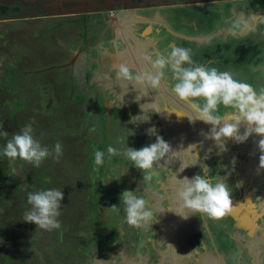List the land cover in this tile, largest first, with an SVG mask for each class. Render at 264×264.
<instances>
[{"label":"rangeland","instance_id":"rangeland-1","mask_svg":"<svg viewBox=\"0 0 264 264\" xmlns=\"http://www.w3.org/2000/svg\"><path fill=\"white\" fill-rule=\"evenodd\" d=\"M3 1L5 3H12L14 1L13 2L14 5L18 1H21V4L18 3L17 5L19 6L22 5L25 10L24 11L21 10V13L19 14L10 13L8 14L9 17L2 18L4 20L0 19V22L3 21V24L9 23L7 25L11 26L10 27L11 30L21 29L23 28V26L29 24L30 28L26 31V35L29 36V39H28L29 46L34 50L36 54L43 56V53L41 51V48H42L41 43L40 42L35 43L33 41V38L38 34L36 27H39L42 23L34 24V22L36 21V18L39 19L40 21H43L46 18L40 19V17H33V18H25V17H31L28 15L33 14L32 11H28L27 9H34L35 11L37 10L38 12H45L44 10L46 9V4L42 0H3ZM77 1L82 2L85 0H77ZM93 1H96V0H90V4H92ZM99 1L102 2L104 0H99ZM47 14L48 13H46V15ZM14 18L18 20L19 22H23L25 24L23 26L18 25L16 28V26L12 25V21H14ZM22 18H25V19H22ZM7 33L8 31L6 30H4V32L3 31L0 32V40L3 42V45H4L3 47L4 50H2L3 55L5 56L3 62L6 59H9V55L12 53H15L14 51L18 48L14 45V43L10 44V41H12V37L7 36L6 38L5 34ZM21 33H22L21 31L13 32L14 35H19ZM7 41H9V44H7ZM21 44L22 46H24V43H21ZM69 46H71V44H69ZM262 46L264 48L263 44L260 45V47ZM73 53L75 52L73 51ZM28 60H29V57L27 58L24 57V61L22 60L20 64V65H24V67L27 65V69H21L22 76L20 78L22 79V83L20 85V92L18 94V96L25 95L27 99L25 101H28V99L35 98L34 96H31V95H34V93H31V95L28 93V86L30 85L28 84V80H30L34 84L37 83V81L40 82L42 89L43 87L46 86L48 81L51 80L49 77H47V75L46 77H43L42 79H39V80L36 79V75L40 73H45V72L36 73V71L41 70L43 67L47 68L50 65V61L47 63H43V61H41L40 65H42V67H40L38 63H36L37 62L36 60L34 61H28ZM3 62H0V63H3ZM29 63H33L32 68L34 70L28 71L30 67ZM71 64L72 63H68V66ZM67 67H64L63 70H65V72L68 73V76L70 78V72H71L70 69L72 68L70 67V69L69 68L65 69ZM49 70H46V72ZM0 79L6 80V76L4 75L1 65H0ZM10 95L11 94H8V91L6 90H3L2 93L0 91V111L7 109V107L9 106V104H7L8 101H14L15 97L14 96L10 97ZM36 96H38L37 98L38 101L35 102V100H33L35 105L36 104L38 106L43 105V107H50V106L54 107L53 105H55L58 100L57 94L53 93L52 91L50 92V90L45 91L43 89V91L39 92L38 94L36 93ZM132 96L134 95L129 93L128 102H127L128 105L134 101V98H132ZM146 97H149V96H146ZM62 99H65V96H63ZM151 99L153 100V98ZM143 100L147 101L148 103H152V101L149 99L147 100L143 99ZM20 101H22L23 103L25 102L23 99H20ZM145 101L144 103H146ZM111 102L115 103V100L112 98ZM64 105H66V107L69 106L67 104H64ZM68 108L72 110V108L70 107ZM152 108H155V107H152ZM73 112L75 113L76 111L74 110ZM137 112H138V109L135 110L134 113H132L131 115L132 116L139 115L140 113H137ZM173 112L181 113L176 108L173 109ZM228 112H229L228 109H226L225 114H227ZM25 114L24 116L23 115L18 116L17 120L13 124L6 125V127L4 126L3 122L0 121V133H7V135L0 134V137L6 140V142H3L4 147L6 146L7 141L11 139V137L14 134H17L21 131L23 127V123H25V127L27 126L32 129L33 137L39 142H41V139L50 131L47 115H42L41 119L39 120H37L36 118L32 120H27V117L25 116ZM173 114L174 116H176V118L178 117L175 113ZM6 115L8 116V112H6ZM156 115H158L159 118H161L162 116V114L158 113L157 110H156ZM185 115H187V113H185ZM163 119L164 120H161L162 123L160 124L161 128L158 132H156V135L163 137V139L167 143H169L171 149H173L174 145L177 144V137H178V133L175 130L181 129L183 125L181 126V123H179L178 121H174L176 122L174 124L171 121V123L169 122L167 126L166 124H164V121H167L166 118L163 117ZM137 123H139V121H137ZM132 128H133L131 129L132 132L136 133V135L137 134L139 135L140 133V130H138L139 126L136 124H132ZM54 132H55V129H54ZM133 136L135 135L133 134ZM136 138L133 139V148H137L139 150L140 145H138L139 141L136 142ZM258 139L259 138L255 136L253 138H249L248 141L245 142L246 144L236 143V145H233L232 147H229V148L227 147L229 151L227 150L224 153H220L219 148H217L215 146V143L211 140L204 139L202 141L197 142L198 145L200 146L199 151L197 152L198 157H199V162L207 165L208 168L210 167L209 168L211 169L210 177H211V173H213V167L216 166L218 169H221L219 170L217 177L213 178V181L216 182L218 180L223 179L224 182L227 183V185L230 181H233L235 183L237 182V184L239 185L240 190L242 191L241 197H239L238 195L237 188H234L233 190H231L230 186L228 185L230 196L232 199V207H231L232 211H230L227 214V216H231L232 212L234 213V212L241 211L242 215L244 213L243 215L244 217L242 218L241 223H242V227L245 228V230L248 233L247 237L239 236L237 238L238 239L237 240L238 246H236L237 250L233 253L232 256L228 254L226 255L225 253H223L222 255L220 254L221 251H219L218 254L213 252L212 247L217 245L218 239L215 235L212 236V238L208 239V241L209 240L210 241L206 245L207 250H204L202 252L200 251L201 255L199 259L203 261L204 264H264V253L263 251H261V249H264V235L258 236V233H257L259 230H261V232L264 234V194H263V199L258 198L260 201H257L258 199H256L255 201V198L252 195L254 191L252 187L256 186L255 179L260 178L261 176H262L261 178H264V170H261L259 173L257 171L259 167V156H260V153L257 149ZM151 140H150V144L155 143L156 136L153 135ZM205 140H206V143H208V147H206L204 143ZM83 142H84L83 139L75 140V143L78 146H80L79 144H82ZM80 148L84 151L85 154L87 153V151H90L88 147H80ZM209 149H211L210 153H209ZM174 152H175V155H172L170 153L164 159L166 160L168 159L169 161L173 162L172 163L173 166L171 167L179 168L180 170L179 169L178 170L182 172L183 178L187 177L191 179L192 177L197 175L198 172H200L199 169L201 168L199 165L193 166V168L192 166L186 169L181 168V163H183L184 165H187L189 163H196L195 162L196 159L194 157L193 151L192 152L185 151L186 154L180 151H174ZM205 156H208V159L205 160L204 159ZM233 160H235L234 164H233ZM248 162L250 164H253L254 166L248 165ZM20 163L21 161L17 159L15 164H10L8 158L0 154V167L4 171L6 182L12 183V186L8 189L9 193L12 192V194H10L12 196L10 198V201H12V198L14 200L12 203V205H14L13 215H12V212H8L6 214V211L2 209L4 208L5 205L4 204L0 205V219L2 218L4 219V217L7 216L8 217L7 225L8 224L13 225L10 222L11 217L15 221L17 220V218L19 220L21 218L22 220V224L14 225L15 232L11 234L10 237L6 236V234L2 230V225H0V264L7 263L8 259L5 257L6 254L12 257L13 264L14 263L16 264L15 262L16 256L24 258L27 261L26 263L43 264L40 261V259L43 258V255H42V252L40 253L39 249L42 248L44 244H42V242L40 241V238H43L45 234H47L46 238H49V237L51 238L52 235L50 231L37 230V226L35 224L26 223L23 221L24 212L27 209H29L30 206L28 208V205L25 202V199L23 200L22 195H24V198H26V201H27V192L34 191V190H30L31 186L36 185L39 188H45V187H42L44 185L43 183L44 180L42 179L39 181H34L30 177H26V174L25 172L23 173V170L24 171L27 170L26 166L28 163H25L22 165H20ZM159 163L160 161L158 162V164ZM237 163H239V166H237ZM157 165H155L154 169L151 171L154 176L151 179L150 186L146 189L147 191L140 194L144 196V198L147 200L150 207L152 206L155 209V213L152 217V220H154L152 223L154 225L152 224L150 225V228L152 227H155V228H152L153 230L151 232L144 234L143 244L139 245V244H133L130 242L129 243L130 250L128 252L129 254L122 252L125 249L124 244L116 249L117 254H114L112 250L111 251L108 250L107 252L109 256L111 257L109 260H112V264H121V262L124 260L134 263V264H158L156 261H154L155 260L154 258L152 259V256L159 257V264H185V262H187L186 257L188 256L187 258H189V256L193 255V253L195 252V251H192L193 247L195 246V244H198L197 241H193L194 232L198 231L200 228L203 230L206 229L211 233L213 232V230L211 229L212 222L215 223V221L208 219L210 222H208L207 220L206 225L199 226V224L194 222L195 221L193 218L194 215L190 216L188 219H183L182 217L175 214L177 210L176 209L174 210L172 205H170L169 207L167 206L164 207V205L162 206V201L163 200L166 201L167 195L169 194L171 196V193L172 195L174 194L173 188H172L173 184L171 183L173 176H170L169 174V181L167 180V177H165V179L163 180L162 173H160L161 168L158 170ZM247 165H248V170L246 169ZM31 166L32 165L30 164L29 167ZM191 168H192L191 173L186 174V172L189 171V169ZM197 168H198V172H196ZM157 171L159 172L157 173ZM84 173L85 172L79 171V168L77 166L72 165L71 169L64 171V174H61L62 179L67 186H69V183L73 184L74 182L78 184V187H77L78 190L75 192V195L79 194L81 198H87L90 194V188H86L85 185L83 184V181L81 180V177ZM64 175L68 178H66ZM174 176L176 175L174 174ZM178 179H182V178L180 177ZM157 182L160 184V186ZM167 182H170V184L167 185ZM130 184L131 186L135 185L134 182H131ZM13 185L15 186L13 187ZM23 186H27L26 190L24 189ZM126 186L128 187V191H132V189L134 188V187H130V185H126ZM167 186H170V187H167ZM17 194H19V196H16ZM2 195L3 194L0 193V197H2ZM71 196L73 197L75 202H78L77 199L74 197L73 193L71 194ZM157 199L159 200L158 203H156V201H158ZM169 210H171L172 212H169ZM18 211L20 212L19 214L21 215V217L15 216ZM173 214L178 217V219H176L175 222H171L172 226L175 227V229L177 230L176 233L172 234L169 232V230L171 229L170 226H169L170 229H168L167 232L161 231L160 226L162 225L161 223H163L164 221L161 222L160 217L162 215H165L164 223H167V221L170 219V217ZM124 216L125 214L124 215L122 214V221L124 222L123 224H127L125 222ZM204 219L206 218L202 217V220ZM78 223H79L78 226L81 227L80 221ZM157 223L159 225H157ZM132 228H135V227H132ZM121 229L123 228L121 227ZM136 229L137 228H135L134 230L132 229V232L134 233ZM125 232L126 234H128L130 231L125 230ZM250 233L251 235L249 236ZM53 235L56 237V234H53ZM71 236H72V233L69 237L65 238V240H63L62 242L58 243L57 241V242H54L53 245L49 242V246L47 250L48 257L46 259V261H49V262H47V264H62L63 262H66L67 259H71L73 261V264H77L71 258L72 256H70V254L69 256L68 254L66 255V253H68V249L76 248L75 242L77 240H75V242L72 241ZM126 237L127 235H123L122 233L121 238H123L124 241H126ZM255 237H257L256 240H258V242L262 244H258L256 243V241H254L253 243L250 241V238L254 239ZM92 240L94 242L96 239H92ZM166 240H167L169 249L165 248V249H162L161 251L160 247H162L163 242L164 241L166 242ZM45 241L46 239L44 240V242ZM7 242H11L13 245L9 247ZM71 243H73L75 247L71 246L70 248ZM158 244L160 245L159 249H158ZM144 246L146 247V250ZM156 249L158 251H156ZM217 249L219 250L218 246H217ZM224 251L228 252L227 250H224ZM81 253H82V250H81ZM86 256L87 257H85L84 259H82V256H81L82 260L79 261L78 264H84V263L85 264H95V258L97 260H104L103 252L98 251L95 243L93 244L90 243V254ZM105 260H108V259H105ZM196 262L198 263V261Z\"/></svg>","mask_w":264,"mask_h":264},{"label":"flooded vegetation","instance_id":"flooded-vegetation-1","mask_svg":"<svg viewBox=\"0 0 264 264\" xmlns=\"http://www.w3.org/2000/svg\"><path fill=\"white\" fill-rule=\"evenodd\" d=\"M1 1L3 3H5L3 0H1ZM13 2L12 3H6V4L14 5ZM69 5L70 4H68V6ZM69 7H71V6H69ZM24 10L25 9L23 8L22 11H24ZM44 11H47V10H44ZM48 11H49V9H48ZM32 12L34 15H32L31 17L45 15L46 13H48L46 16H50L49 15L50 12H38L37 10L32 11ZM25 18H28V17H25ZM25 18H22V19H25ZM58 19H60L61 23H67V21H68L67 18H63V17L57 18L56 20H54V18H53L52 22L48 23V21H45V22H42V24L39 27H36V29L38 31V36H39V38H37V39L41 40V42L40 41H38V42L41 43L43 50H47V53L43 54V56L45 58L41 55L40 56H36V55L34 56L33 49L28 45L29 44L28 43L29 36L26 35V31L30 28V25H28V27H25L22 30H20L22 33L19 35L8 34L11 32H8L7 34H5L6 38H7V36L12 37V41H10V44L14 43V45L16 47H18L14 52L19 53V56L22 55L21 57L17 58V57H12V56H14L15 53L10 54V57L19 61L18 63L12 61L13 67L23 66L20 64H21L22 60L24 61V57L30 58L31 56H34L35 60H37L36 63H38V65L40 67H42V65H40L41 61H43V63H47L50 61V65L47 68L43 67L41 70L36 71V73L37 72L47 73L49 71L56 70L58 66H61L65 62H67V61L69 62L70 60H72L70 58L72 57L73 50L71 49V46H69V44H71L70 39L73 37V34L76 37L77 32L76 31L72 32L69 28H66L63 25L59 26L58 23H56V21H58ZM1 20H4V19H1ZM10 27H11L10 25H8V26L4 25L3 21L0 22V32L1 31L4 32V30L9 29ZM75 37H73V39H75ZM257 39H258V41L253 42L252 48L255 44H257V45H255L254 48L259 49V47L261 45V41L264 40V36H259ZM74 41L77 42V40H74ZM21 43H24V46H22ZM7 44H9V41H7ZM16 44H18V45H16ZM3 47H4L3 42L0 40V50H4ZM227 51H231V48H228ZM252 51H253V49H252ZM252 56H254V55H252ZM46 59H47V61H46ZM3 60H4V57L2 56V54L0 52V62H3ZM16 60H14V61H16ZM84 60H86V58L80 57L77 60V62L75 63V65L71 66V68H73V69L75 68L76 79H78L80 81V83L75 87V89H70V84H69V81H66L65 73L58 74V77L56 78V80L54 78H50L51 80H49L48 83L46 84V85H52L54 83L56 88L60 89L59 94L57 95V97L60 100V103L67 104V105H69L68 107L72 108V110H70L68 107H66V105H64L65 111L70 110L71 113L74 114V118L70 122L65 121V119H62V122L66 123V124H69V123L71 124L72 122H74L75 126H76V131H74V132H68L64 128H61V129L53 128V130H52V128L49 129L50 131L44 136V138L46 139L48 137H51V139H54V140L56 139L57 142L62 145V154L59 155L58 157H56L55 152L52 151L53 155L49 156L48 158L45 159L46 161L41 164L40 169L36 172V175H35L36 180L38 178H41V179L45 178L46 180L51 181L50 184L48 185V189L55 188V189H59V190L63 191L64 199L61 201V208L59 210L60 216L58 217V220L61 224V227L58 229V231L56 233V237H59V242H62V239L65 240V238H67L71 235V233H72L71 231L74 232L77 229V226L79 225V223H78L79 221H80L81 229H83L82 227H90V212H89V208L87 207V204H90V195L87 197L88 198L87 202H84V203H82L81 201L75 202L73 197L71 196V194L73 193V195L76 199H78V197H80V195L79 194L75 195L74 190H73L74 187H72L71 183H69V186H67L64 183L62 176H61V174H64V171L71 169L72 165L77 166L79 168V171H81V172H83L85 170V173L82 175L81 180L83 181L85 179H88L89 182L85 183V185H88L90 183V176L93 177L92 171L90 173V170H91V167H90V157H91L90 151H95V148H93V147L98 145V144H102V150L105 153L106 163L104 164L105 165V168H104L105 177L100 176L99 181L101 182V184L99 186H100V189L101 188L105 189L104 192H105L107 200L112 201V199H115L113 204H111L109 202L108 208L105 210L106 216H107V214L111 215V213L113 214V212H114V215H116L118 217L119 222H122V224H123L124 222L122 221V214L124 215V213H123V205L121 203L120 197H121L122 192H124L125 190L128 191V187L126 185H130V187H134L132 189V191H136L137 194L140 195L141 193L147 191L146 189L150 186L151 179L154 176L153 173L151 172V173H149V178L143 180V178H144L143 172L141 170L133 167V164L131 161H130V164L126 163L127 158L122 154L124 151L125 145H127V147H129V148H133V139L136 138V136H137L136 142L139 141L138 145H140V148L147 146V145H145V143L147 141H148V143H150V140L152 139L151 136H149L147 134V130L154 127L156 129V132H158L161 128L158 120L159 119L164 120L163 117H165L167 120V121H164V124H166L167 126H168L169 122L171 123V121L173 124L176 123L174 121H178L179 123H181V125H182V123L184 126L187 125L186 127H188V124H190V122H192L187 117H177L176 118V116H174V114L172 113L174 108H176L179 111H182L181 112L182 114H185L187 112L184 110V107H185L184 105H183L184 107H182V106L178 107L177 104L171 99V97L169 96V94L171 95L170 91L166 92V91L156 90L153 94L156 96L157 99L155 98L154 100H152L151 104H152V107H154L153 105L155 103L157 105V107L152 108V112L149 113V116H151V119L149 122L143 123V124H138V126H139L138 130H140V133H139V135L138 134L136 135V133L132 132V130H131V129H133L132 124L129 123V121L132 117L131 114L134 113L135 110L138 109L137 113H140L139 115L142 114L140 112V109H139V104L144 103L145 100H143V99H145V97L141 98V101L139 103H137V102H135V97L132 96V98H134V101L131 102L127 107H125V106H110V107H108L106 105L107 99L110 98V96H111L110 94H112L111 92H113V90L115 91L117 86L113 87L112 91L107 89V92H103L104 90L100 89L97 92L90 93V90H87L85 85H84L86 78L82 76L83 70L80 66L81 63H84ZM4 65L5 64L2 65V69H3ZM29 65H30V67H29L28 71L34 70L32 68L33 63H29ZM222 66H224L225 68L227 67L229 69V71H231L232 69L235 68V67H232L231 65H229L228 63L227 64L223 63ZM25 69H27V65L25 66ZM49 69H51V70H49ZM62 69H64V68H62ZM35 70H37V69H35ZM46 70H49V71L46 72ZM235 70H238V69H235ZM238 71H239L238 74H241V76H244V78H247V79L253 78V76H249L250 72L248 73L246 71H241V70H238ZM42 74L43 73H40V74H38V76L42 75ZM4 75L7 77V71L6 72L4 71ZM78 75H79V77H78ZM236 77H238V76H236ZM236 77H234V78H236ZM260 78L261 79H259V82L264 83V77L261 76ZM68 80H69V78H68ZM5 81L6 80L0 79V83H4ZM87 81H89L88 83L90 84L89 78H87ZM37 83L39 84V86H41L40 82L37 81ZM255 88H256V90H258L260 88V86L256 85ZM0 89H1L0 90L1 93L3 92V90L7 91V89H2L1 85H0ZM129 93L134 94L136 92H132L129 90L128 94L125 95V98L128 99ZM103 95L107 96V98L104 99ZM11 96H13V95H10V97ZM63 96H65V99H62ZM70 96L73 99H71ZM80 96L83 98L85 97L87 100H85L83 102H79L77 100L78 99L77 97H80ZM174 98L177 100L176 97H174ZM28 102H29V99H28V101H25L23 104L27 105ZM145 102H147V101H145ZM7 104H9V106L7 107L6 110L8 112V116H10V111L14 105V101H8ZM8 110H10V111H8ZM74 110L76 111L75 113L73 112ZM156 110L158 111V113L162 114L163 117L161 116V118H159V116L156 115ZM223 110H224V107L221 106L219 108L218 113L223 112ZM228 111H229L228 113H230L232 111V109H228ZM2 112L4 113V114L3 113L2 114L5 117L6 113L4 111H2ZM21 114H22V112L18 111L16 117L20 116ZM9 119L10 118H8V120ZM101 121H102V125L105 124V130L103 131L104 137H102V138L100 136L101 132L99 130V127L101 125ZM13 123H14L13 120L8 121V125L13 124ZM54 129H55V132H54ZM96 131L99 133L95 134L94 132H96ZM242 132H243V128L241 130V133ZM133 134L135 136H133ZM90 135L93 136L91 139H90ZM253 137H255V135H253ZM76 139L77 140L83 139L84 142L82 144H79L80 146H78L75 143ZM90 142H92V143L90 144ZM192 144H194V142L191 141L190 139H188V138L182 139V147H183L184 151L187 149L186 147H189ZM226 145H227L226 147L229 148V147H232L233 145H236V142L229 140ZM109 146L117 148L119 150V152L121 153V155H114V156L110 157L109 154L107 153V148ZM80 147H88V149L90 151H87V153L85 154L84 151ZM133 149H137V148H133ZM177 150L179 151L178 147H177ZM172 163L173 162L169 161L168 159L167 160L163 159V161H160V163L157 165L158 170L161 168L160 173H162L163 180L165 179V177H167V180L169 181V174H170V176H174V174H175L176 176H178V178L181 177L183 179L182 172L179 171L180 169L179 168H172L171 167V166H173ZM29 165L30 164H27L28 167H29ZM248 165L254 166L253 164H250L249 162H248ZM248 165L246 167L247 170H248ZM237 166H239V163H237ZM92 168L94 169V166ZM192 168L189 169V171H187L186 174L187 173L190 174L192 171ZM198 168H197L196 172H198ZM215 168H216V166L213 167V173H211L212 179L215 178V177H213ZM199 170H200V172H198V174L201 173V169H199ZM216 170H217V174H218L219 170H221V169L216 168ZM158 172L159 171H157V173ZM166 174H167V176H166ZM96 175H97V173H95L94 177ZM261 177L255 179L256 186L252 187V189H254L252 195L254 196L255 201L258 198L263 199L264 178H261ZM66 178H68V177H66ZM234 179H235V177H234ZM131 182H134L135 185L131 186V184H130ZM169 184H170V182H167V185H169ZM228 185L230 186L231 190H233L234 188H237L239 197L242 196V191L240 190V187L237 184V182L235 183L233 181H230L228 183ZM159 186H160V184H159ZM167 187H170V186H167ZM167 187H166V189H167ZM152 189H153V187H152ZM172 196H173L172 193H171V196L168 194L166 197V201H164V200L162 201V206L164 205V207H166V206L169 207L170 205H172L174 210L175 209L178 210L176 208L175 203L170 199V197H172ZM257 201H260V200L258 199ZM158 202H159V200L156 201V203H158ZM114 205H115L116 209L112 210V206H114ZM109 209H110V211H109ZM87 214H88V216H87ZM243 215H244V213H243ZM243 215H242L241 211L234 212V213L232 212L231 216L226 215L227 217H224L219 221H215L217 226L214 222H212V228H211L213 230L212 233L206 229L203 230L199 227L200 229L198 231H195L193 234V237H194L193 241L200 242L201 244H208V242L210 241V240L208 241V239L212 238V236L215 235L218 239L217 246L219 248V251H221L220 254L223 255V253H225L226 255L228 254V255L232 256L233 253L237 250V247H236V246H238V243H237L238 239L237 238L239 236L247 237V235H248L245 228L242 227L241 220L244 217ZM193 218L195 220L194 222L199 224V226L200 225H206L207 220H208V219L202 220V217L198 216V215H194ZM176 219H178V217L173 214L170 217V219L167 221V223H164L165 222V215H162L160 217V220H161V222L162 221H164V222L161 223L162 224L160 226L161 231L167 232L168 229H170L169 228V226H170L171 229L169 230V232L172 234H175L177 230L175 229V227L172 226L171 222H175ZM83 220H85L86 226L84 225V223L81 222ZM106 222H107V220H106ZM208 222H210V221L208 220ZM123 225L125 226L124 227L125 230H129L130 232L128 234H126V232L122 231L121 235L123 233V235L129 236L133 228L127 224H123ZM152 225H154V224L152 223ZM157 225H159V224L157 223ZM11 226L13 227V225H11ZM152 228H155V227H152ZM152 228L146 227V228H144L145 230L144 229H136L137 237H138V239H136V241L138 242L139 245L143 244L144 234L151 232L153 230ZM108 230H110V229H108ZM120 230H123V229H121V227H120ZM108 232L104 231L103 238H109L110 234H107ZM257 233H258V236L264 235L262 232H257ZM207 234H209V235H207ZM250 235H251V233L249 234V236ZM46 236H47V234H45V236L43 238H40V241L42 242V244H44V246L39 249L40 253L42 252V255H43V258L41 259V262L43 261L42 262L43 264L44 263L47 264V262H48V261H46V259L48 257L47 250H48L49 242L51 239L50 237L46 238ZM61 237H63V238L61 239ZM257 237H255L254 239L250 238V241L252 243L254 241H256V243L262 244V243H259L258 240H256ZM45 239H46V241L44 242ZM130 242L132 243L131 239H129L128 241H124L122 238V240H121V243L124 244L125 247L128 246ZM12 245L13 244L11 242L8 243L9 247ZM225 245L227 246L228 252L224 251ZM159 246L160 245L158 244V249H159ZM66 247H68V246H66ZM196 247H198L197 244H195V246L193 247V250ZM144 248L146 250L145 246H144ZM165 248L169 249L168 244H167V240H166V242L164 241L162 244V247H160L161 251H162V249H165ZM106 250H108V249H106ZM142 250H144V249H142ZM70 251H73V252L76 251V252L70 254ZM77 251H78V248L77 249H68V256L70 254V256H72L71 258L74 260V262H76L78 264V262H79L78 259L81 257H79L80 254ZM156 251H158V250L156 249ZM261 251H263V253H264V249H261ZM122 252L125 253V249ZM88 254H90V250L85 255H88ZM66 255H67V253H66ZM5 257L7 258V257H11V256L6 254ZM82 257H84V256H82ZM153 258L155 259L154 261H156L159 264V261H158L159 257L153 256ZM15 259L17 261H19L20 263L27 264V263H25L27 261L24 258L16 256ZM82 259H84V258H82ZM186 259H187V262H185V264H196V262L191 260L190 258L186 257ZM124 261H122L121 264H127L126 262H128V261H126V262H124ZM62 264H73V261L71 259H67V261L63 262Z\"/></svg>","mask_w":264,"mask_h":264},{"label":"clouds","instance_id":"clouds-1","mask_svg":"<svg viewBox=\"0 0 264 264\" xmlns=\"http://www.w3.org/2000/svg\"><path fill=\"white\" fill-rule=\"evenodd\" d=\"M257 23L264 24V15L253 13L250 17H241L234 21L229 28L233 35L237 30L247 31L255 27ZM149 67L145 71H136L126 63H121L116 68V80L122 82L129 92V86L137 93L135 102L139 103L141 97L149 95L150 89L160 87L165 79V69L172 73L175 81L171 88L172 94L184 105L189 114L175 113L178 117H187L190 121H202L210 125V131L205 134V139L211 140L219 148L220 153L228 149L226 144L229 140L237 144L245 143L249 137H258L257 149L260 153L258 173L264 170V90H257L249 83L237 80L227 71H218L215 67L209 68L202 64H195L192 60L190 49L173 46L167 55H157L153 59L150 55L145 56ZM64 68V67H63ZM3 70V69H2ZM4 72V70H3ZM123 105V103H122ZM232 109L224 116L218 115L219 108ZM141 115L132 116L129 123L142 124L150 121L152 112L151 103L139 104ZM139 121V123H137ZM243 132L241 133V129ZM7 135V133H0ZM149 136H156L155 143L144 146L139 150L124 147L123 155L132 162L133 167L144 174V179L149 178V173L159 161L170 153L175 155L169 143L163 137L156 135V129L147 130ZM198 145L192 144L185 151L192 152ZM55 156L62 154V145H55ZM211 149H209V153ZM109 156L121 155L115 147L107 148ZM2 154L8 158L10 164H15L17 159L39 168L46 158L53 153L44 147L32 135L30 127H24L14 134L3 148ZM196 163L184 165L186 169L199 165L201 173L191 179L185 177L178 179L173 176V196L170 199L177 207L176 215L188 219L192 215H198L213 221L224 218L232 207V199L227 183L223 179L213 182L210 177L211 169L199 162L196 151L194 152ZM105 153L94 152V162L97 166L104 163ZM204 159H208L205 156ZM235 160H233V164ZM126 172V171H125ZM124 174V173H123ZM26 190L27 186H23ZM64 199L63 191L59 189H46L27 192V203L30 208L24 212L23 221L35 224L37 230L52 231L59 229L61 201ZM125 214V222L130 227L143 229L150 227L155 213L154 207H150L143 195L136 191L122 192L120 197ZM169 212H172L169 210ZM174 213V212H173ZM95 264H112V260H97Z\"/></svg>","mask_w":264,"mask_h":264},{"label":"crops","instance_id":"crops-1","mask_svg":"<svg viewBox=\"0 0 264 264\" xmlns=\"http://www.w3.org/2000/svg\"><path fill=\"white\" fill-rule=\"evenodd\" d=\"M42 1L46 4L45 10L47 11L45 12H50V16H45V14L36 17L46 18L43 22L48 21V23L52 22L53 18L54 20L60 17L67 18V23H61L60 19L56 23L69 28L72 32H77L76 37L73 34L75 39L73 37L70 39L71 49L75 52L70 59L77 57L72 65L65 69H70L80 57H83L86 60L81 65L82 76L86 78L84 85L87 90H90V93L100 89H103V92H107V89L112 91L113 87L117 86L116 90L111 92L110 98L107 99L108 107L128 106V99L125 96L123 102V95L128 89L122 82L116 80V68L119 64H128L134 74L136 71H145L149 67L145 60L146 55L155 59L157 55H167L173 46L190 49L195 64L230 72L234 77L238 76L237 80L247 82L254 88L259 85L260 88L257 92L264 90V83L259 82L260 77H264V48L262 46L255 49L257 44L252 48L253 42L258 41L259 36H264V24L257 23L254 28L247 31L238 29L236 35L229 31L232 23L241 17H250L253 13L264 15V0H104L102 2L96 0L92 4H90V0L82 2L77 0ZM28 11L35 10L28 9ZM36 20L40 21L37 18ZM34 38L35 43L41 42L37 39L39 38L38 34ZM261 44H264V40L261 41ZM228 48H231V51H227ZM41 51L43 54L47 53V50L42 48ZM34 54L40 56L35 52ZM70 62L71 60L64 64ZM5 63V61L0 63L1 67ZM223 63H228L235 68L229 71L227 67L222 66ZM64 64L52 71L55 72L56 77L60 73H65L70 89H75L80 83L76 79L75 68L70 69L69 78L68 73L62 69ZM11 66L13 65L11 64ZM20 67L25 69L24 65ZM235 69L250 72L249 76H253V78H244ZM46 74L43 73L42 78L46 77ZM87 78L90 79V84ZM174 83L172 73L165 69L164 81L160 87L150 89L149 97H145V99L152 101L151 98H153L154 100L156 96L152 97V95L156 90L170 91L171 96L175 97L171 91ZM129 90L135 92L131 86H129ZM133 95L136 97L137 94ZM103 98L105 99L107 96L103 95ZM112 98L115 103L111 102ZM71 99L73 98L71 97ZM85 100L87 99L85 98L83 101ZM153 106L157 107L155 103ZM224 111L225 108L218 115L224 116ZM158 121L160 124L162 123L161 119ZM198 124L190 122L186 127L187 125L184 126L182 123V128L175 130L178 137L173 151H178V147L180 152L186 154L182 147L183 138L190 139L196 145H198L197 142L205 139L201 133L209 132L210 125L202 121H198ZM249 138H253V136ZM204 143L208 147L206 140ZM199 147L198 145L197 149H193V152L197 153ZM197 245L199 248H194L195 252L189 258L195 262L198 261L196 264H204L199 257L200 251L207 250V244L198 242ZM212 250L216 254L219 252L217 245L213 246Z\"/></svg>","mask_w":264,"mask_h":264},{"label":"trees","instance_id":"trees-1","mask_svg":"<svg viewBox=\"0 0 264 264\" xmlns=\"http://www.w3.org/2000/svg\"><path fill=\"white\" fill-rule=\"evenodd\" d=\"M21 4V1H18L15 5H8L6 3H3L1 0H0V19L2 18H5V17H9L8 14L12 13V14H19L21 13V10L23 8L22 5H17V4ZM28 10V9H27ZM34 14H30L28 16H32ZM36 15V14H35ZM43 21H35L34 24H37V23H42ZM9 23H5L4 25H7ZM25 23L23 22H19L18 20H15V21H12V25L13 26H17L18 25H24ZM29 24L23 26V28L25 27H28ZM8 26V25H7ZM23 28L21 29H15V30H11L10 28L9 29H6V31L8 32H11V33H8V34H13L14 31H20L22 30ZM1 54L3 57H5L3 55V52L2 50H0ZM22 56V55H21ZM19 56V53H15L14 56L12 57H21ZM12 57H10L9 55V59H6L5 60V65L3 66V70L6 72L7 71V77H6V81L4 83H0L1 85V88L2 89H7L8 93L13 95L15 97L14 99V107L11 108V111H10V116H3V112L4 111L5 113L7 112L6 109L0 111V121L3 122L4 126L6 127V125H8V121L9 120H13L14 122L17 120L18 117H16L18 111L22 112L21 116L25 114V116L27 117V120H32V119H41L42 115H47L48 117V122H49V127L52 128H55V129H61V128H64L66 131L68 132H74L76 131V126H75V123L72 122L71 124H66L64 122H62V119H65V121H72V119L74 118V114L71 113V109L68 110V111H65V108H64V104L60 103V100L59 98L57 97V103L55 105H53L54 107H43V105H40L37 106L35 105L34 101H38V96H36V93L38 94L39 92H41V90L43 91V89L45 91H49L50 92H54L56 93L57 95L59 94V91L60 89L56 88V86L54 85V83L52 85H46L45 87H42L39 86L38 83H32L30 80H28V84H30L28 86V93L31 95V93H34V95H31V96H34L35 98L34 99H29V102H28V105H25L23 104L22 101H20V99H23L24 101L27 100L25 95H20L18 96L19 92H20V85L22 83V79L20 78V71L22 69V67H18V68H14L13 66H11L12 64V61L13 62H19L18 60L16 59H13ZM16 60V61H14ZM35 58L34 56H31L29 58L28 61H34ZM37 61V60H36ZM2 68V67H1ZM47 77L49 78H54L56 80V75H55V72L53 71H50V72H47ZM36 79L39 80V79H42V75H36ZM27 89V88H26ZM26 91V90H25ZM67 91V90H66ZM23 92V91H22ZM29 95V96H30ZM17 98V99H16ZM78 101L79 102H83L84 98L83 97H77ZM63 106V107H62ZM4 108V107H3ZM3 113V114H2ZM8 118H10L8 120ZM103 121V120H102ZM102 121H101V125L99 127V130L101 132V138L104 137V134H103V131L105 130V124L102 125ZM25 127V123H23V127L22 129ZM49 128V129H50ZM95 134L99 133V132H94ZM93 136L90 135V139L92 138ZM91 141V140H90ZM3 142H6V140H4V138L0 137V153H2L3 151V148H4V144ZM57 140L55 139H51V137H48V138H42L41 139V142L40 144L44 147H47L49 149L50 152L54 151L55 149V145L57 144ZM92 142H90L91 144ZM98 144V143H97ZM150 143L146 142L145 145H149ZM93 148H95V151H102V144H98L96 146H94ZM95 151H90V154H91V157H90V167H91V170H90V173L92 171V176H90V183L88 185H85L86 182H89L88 179H85L83 180V184L87 187V188H90V204H87V207L89 208V212H90V227H82L83 229H81V227L77 226V229L75 230V232L71 231L72 232V236H71V240L75 242V240H77L75 243H76V247L78 248V253L80 254L79 257L81 256H84L82 258H85L87 257L85 254L90 250V243H95L96 246H97V249L99 252H103V259H110L111 257L109 256L108 254V250L112 252H114V254H117V248L120 247L121 245H123L121 243V231H124L125 232V226L122 224V222H119L118 220V217L116 215H114V213L111 215L107 214L106 216V211H105V214L102 215L101 213V208L103 209H107L108 208V204L109 202L111 204L114 203V200L115 199H112V201L110 200H107L106 198V195H105V189L101 188L100 189V184L101 182L99 181L100 180V176L102 177H105V173H104V168H105V163H106V157L104 156V163L100 166H97L94 162V152ZM46 160H44L45 162ZM127 164H130V160L127 159L126 161ZM22 164H25V162H22L20 163V165ZM94 164V165H93ZM94 166V169L92 168ZM27 167V170L24 171L23 170V173L25 172L26 174V177H30L32 180L34 181H39V180H42L41 178H38L37 180L35 179V175H36V172L40 169L39 168H36V167ZM217 168V167H216ZM216 168L214 169V176L213 177H217V170ZM30 169V170H29ZM85 172V170L83 171ZM95 173H97V175L94 177ZM51 174V173H50ZM30 179V180H31ZM44 180V185L42 187H45V188H39L38 186L36 185H32L31 186V189L30 190H34V191H37V190H46L48 189V185L50 184V180H46L45 178H43ZM73 182V181H71ZM99 183V184H98ZM12 186V183H7L6 182V179H5V175H4V171L2 170V168L0 167V193L3 194L2 197H0V205H5L4 208H2L3 210L6 211V214L8 212H12V215H13V212H14V205H12L13 203V198H12V201H10V198L12 197L10 194H12V192H8V189ZM15 185H13L14 187ZM72 187H74V193L75 191L78 189V184L76 182H74L72 184ZM17 189V187H16ZM23 194V192H22ZM16 196H19V194H17ZM15 196V197H16ZM23 197V200L25 199V202L27 203L26 201V198H24V195H22ZM2 199V200H1ZM77 201H81L82 203L84 202H87L88 201V198H81V197H78ZM28 205V208H29V204L27 203ZM116 207L115 205L112 206V210H115ZM17 211V210H16ZM110 211V209H109ZM20 212L18 211L16 213L15 216H18V217H21V215L19 214ZM11 215V216H12ZM88 216V214H87ZM107 220V222H106ZM7 221H8V217L5 216L4 219H0V225H2V230L3 232L6 234L7 237H10L11 234H13L15 232L14 230V225L15 224H22V220L20 218V220L17 218V220L15 221L12 217H11V223L13 224V227L8 224L7 225ZM82 223H84L85 225V220L81 221ZM6 223V224H5ZM86 226V225H85ZM107 227V228H106ZM120 227L123 228V230H120ZM110 229V230H108ZM135 228H133L134 230ZM58 231V229H55V230H52L50 231L51 232V239H50V243L53 245L54 242H57L59 243V237H55L53 234H56ZM104 231L108 232L107 234H110L109 238H103V235H104ZM53 232V233H52ZM63 237H61L62 239ZM60 239V240H61ZM92 239H96L94 242ZM129 239L132 240V243L133 244H138V242L136 241V239H138L137 237V231L135 230L134 233L131 231L130 235L126 237V241H128ZM63 241V239H62ZM7 243H10V242H7ZM71 246L75 247V245L73 243L70 244V248ZM53 249V248H52ZM76 249V248H75ZM108 249V250H106ZM224 249L227 250V246L225 245L224 246ZM81 250H82V253H81ZM130 250V247L129 245L125 247V253L126 254H129ZM76 251H70V254L71 253H75ZM68 254V253H67ZM115 256V255H114ZM153 258V256H152ZM7 263L6 264H13L12 263V257H7ZM81 258L78 259V261H80ZM41 261V259H40ZM159 261V259H158ZM16 264H23V263H20L19 261L15 260ZM43 262V261H42ZM49 262V261H48ZM26 263V262H25ZM15 264V263H14ZM29 264V263H27ZM39 264V263H38ZM45 264V263H44Z\"/></svg>","mask_w":264,"mask_h":264},{"label":"water","instance_id":"water-1","mask_svg":"<svg viewBox=\"0 0 264 264\" xmlns=\"http://www.w3.org/2000/svg\"><path fill=\"white\" fill-rule=\"evenodd\" d=\"M76 57H77V56L73 57L70 63H73V62L75 61ZM63 66H64V67H67L68 64H64ZM169 96H170L171 99L177 104L178 107H180V106L184 107L179 101H177V100H176L174 97H172L170 94H169ZM152 97H155V95L153 94ZM184 109H185V111L189 114V110H188L186 107H184ZM194 123H195V125H196V123L198 124V121H195ZM198 125H199V124H198ZM210 127H211V126H210ZM210 127L208 128L209 131H210ZM207 132H208V131H207ZM207 132H206V133H207ZM183 175H184V174H183ZM101 213H102V215H104V213H105V209L101 208ZM124 262H126V260H125ZM124 262H123V263H124ZM126 263H127V264H134V263H131V262H126Z\"/></svg>","mask_w":264,"mask_h":264}]
</instances>
